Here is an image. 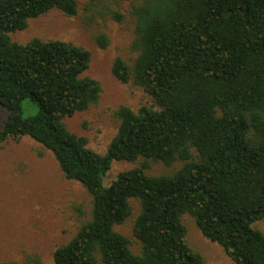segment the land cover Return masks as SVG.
<instances>
[{
    "label": "trees",
    "instance_id": "1",
    "mask_svg": "<svg viewBox=\"0 0 264 264\" xmlns=\"http://www.w3.org/2000/svg\"><path fill=\"white\" fill-rule=\"evenodd\" d=\"M53 9L79 13L77 0H0V106L7 113L0 147L30 137L92 199L91 220L55 249L51 264H205L188 242L185 216L233 264H264V233L254 227L264 220V0H132L138 56L133 66L117 58L112 73L153 104L119 108L105 154L66 125L99 103L101 83L85 75L91 53L63 41L11 39ZM108 14L125 19L114 8ZM93 38L108 47L105 33ZM27 99L39 111L25 119ZM137 161L105 185L114 163ZM149 162L173 172L149 175ZM133 200L137 254L116 230L133 215Z\"/></svg>",
    "mask_w": 264,
    "mask_h": 264
},
{
    "label": "rangeland",
    "instance_id": "2",
    "mask_svg": "<svg viewBox=\"0 0 264 264\" xmlns=\"http://www.w3.org/2000/svg\"><path fill=\"white\" fill-rule=\"evenodd\" d=\"M132 0H104L89 7L88 0H77L79 13L67 17L53 9L31 19L24 31L12 33L14 42L26 44L33 39L63 41L83 47L91 53V62L85 75L98 80L102 86L99 103L89 110L66 119L70 132L86 140L87 147L105 154L118 131L116 112L121 106L137 111L153 104L152 97L142 88L129 82L123 84L112 73V65L121 58L133 66L138 54L132 50L134 18ZM125 15L123 22L115 21L108 9ZM105 33L109 45L101 49L94 35ZM37 104L23 102V118L34 117ZM7 118L0 106V128ZM140 165L137 162H116L104 178L105 185L115 180L120 172ZM159 163L149 162L147 173H172ZM133 203V215L116 230L132 240L134 253L140 252V243L133 233L139 206ZM92 199L78 182L66 180L54 156L30 137L9 140L0 147V264L26 262L36 257L41 264H51L56 248L67 244L80 226L91 220ZM188 242L205 259V264H233L218 245L206 240L189 216L184 217ZM254 227L264 233V220Z\"/></svg>",
    "mask_w": 264,
    "mask_h": 264
}]
</instances>
